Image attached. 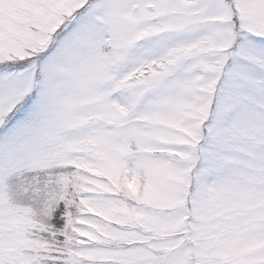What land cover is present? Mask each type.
Listing matches in <instances>:
<instances>
[{"label":"snow or ice","instance_id":"snow-or-ice-1","mask_svg":"<svg viewBox=\"0 0 264 264\" xmlns=\"http://www.w3.org/2000/svg\"><path fill=\"white\" fill-rule=\"evenodd\" d=\"M0 264H264V0H0Z\"/></svg>","mask_w":264,"mask_h":264}]
</instances>
